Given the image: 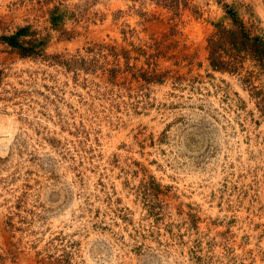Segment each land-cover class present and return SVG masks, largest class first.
<instances>
[{
    "label": "rangeland",
    "instance_id": "1",
    "mask_svg": "<svg viewBox=\"0 0 264 264\" xmlns=\"http://www.w3.org/2000/svg\"><path fill=\"white\" fill-rule=\"evenodd\" d=\"M264 0H0V264H264V75L211 67Z\"/></svg>",
    "mask_w": 264,
    "mask_h": 264
},
{
    "label": "trees",
    "instance_id": "2",
    "mask_svg": "<svg viewBox=\"0 0 264 264\" xmlns=\"http://www.w3.org/2000/svg\"><path fill=\"white\" fill-rule=\"evenodd\" d=\"M230 12V23L217 22L214 30L206 37V58L215 69L238 71L247 62L264 75V36L256 32L252 24L234 11ZM27 32V26H20L12 34H1L0 38L19 54L37 53L33 38H20Z\"/></svg>",
    "mask_w": 264,
    "mask_h": 264
}]
</instances>
